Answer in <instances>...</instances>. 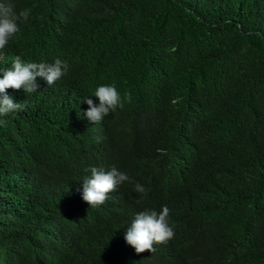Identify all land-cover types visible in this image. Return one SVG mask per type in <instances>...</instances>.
I'll return each instance as SVG.
<instances>
[{"label":"trees","instance_id":"obj_1","mask_svg":"<svg viewBox=\"0 0 264 264\" xmlns=\"http://www.w3.org/2000/svg\"><path fill=\"white\" fill-rule=\"evenodd\" d=\"M12 2L31 14L0 67L69 70L8 89L25 107L0 126V264H264V0ZM101 84L123 107L94 124ZM113 165L131 183L90 207L86 169ZM165 205L174 237L137 254L127 225Z\"/></svg>","mask_w":264,"mask_h":264},{"label":"clouds","instance_id":"obj_2","mask_svg":"<svg viewBox=\"0 0 264 264\" xmlns=\"http://www.w3.org/2000/svg\"><path fill=\"white\" fill-rule=\"evenodd\" d=\"M30 14L29 9L17 12L12 0H0V51L18 35L21 25L29 20ZM68 70V62L60 58H55L52 62H37L25 61L20 55L15 56L10 67H0V126L7 123L6 117L25 107L15 101L8 89H22L24 93L31 94L40 87L38 78L47 86H51L67 75ZM84 100L88 105L84 116L94 124L103 121L117 108L123 107L120 92L114 84L96 86ZM86 171L89 174L82 181V199L93 208L104 204L108 194L118 186L126 182L131 183L129 175L114 165L110 168L92 166ZM133 191L143 194L146 189L137 182ZM170 211L171 209L165 205L159 211L146 208L138 212L127 225L124 234L126 243L139 254L145 250L152 253L156 250L155 244L171 240L175 232L169 222Z\"/></svg>","mask_w":264,"mask_h":264}]
</instances>
